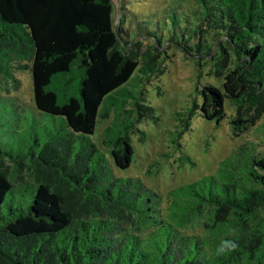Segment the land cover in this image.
I'll use <instances>...</instances> for the list:
<instances>
[{
	"label": "trees",
	"instance_id": "16d2710c",
	"mask_svg": "<svg viewBox=\"0 0 264 264\" xmlns=\"http://www.w3.org/2000/svg\"><path fill=\"white\" fill-rule=\"evenodd\" d=\"M138 1L0 0V50L30 69L35 108L55 119L39 146L0 143V264H264L255 142L168 190L165 209L141 177L114 169L129 167L131 134L142 139L138 124L155 119L146 84L171 49L194 65L197 84L211 78L196 85L200 103L176 113L174 148L197 109L219 124L232 107V136L259 119L264 127V0H150L161 6L149 12ZM108 117L104 152L90 135ZM223 240L237 248L218 254Z\"/></svg>",
	"mask_w": 264,
	"mask_h": 264
},
{
	"label": "rangeland",
	"instance_id": "374dc122",
	"mask_svg": "<svg viewBox=\"0 0 264 264\" xmlns=\"http://www.w3.org/2000/svg\"><path fill=\"white\" fill-rule=\"evenodd\" d=\"M149 1L139 0L137 3L146 12L151 11L153 5L161 6L160 3L153 4ZM144 4H148L149 10L143 9L146 7ZM8 58L9 55L1 49L2 70L11 71L17 83L12 80L7 83L4 75H0V143L6 141L7 144L15 143L23 148L37 142L39 146L51 137L48 133L55 125V119L35 108L30 69H17L13 59L9 61ZM165 61L163 73L146 84V100L154 107L155 119L143 120L138 124L145 132V135H141L142 139L139 132L131 134L133 155L129 167H114L117 174L141 177L162 196L164 209L168 190L213 173L219 160L236 145L250 140L255 142L256 151L264 154V127H260L262 120L259 119L257 127H253L248 133L232 136L229 115L233 113V109L229 105H225L227 117L219 124L205 119L197 109L190 117L189 129L178 136L181 148H174L170 138L175 130L181 128L176 113L188 110L192 100L200 103V95L195 91L196 85L200 88V83L211 78L203 73L197 84L194 65L177 49L169 50ZM110 119L111 117L98 118L94 133L90 135L93 143L104 152L108 150L102 144V131ZM56 123L59 124L57 120ZM34 138L37 141L34 142ZM181 151L190 156L194 165L186 160L181 162ZM165 152L172 155L164 157L162 154ZM109 158L111 159L110 156ZM155 160L159 163L151 165ZM201 230L197 226L189 233H200Z\"/></svg>",
	"mask_w": 264,
	"mask_h": 264
},
{
	"label": "clouds",
	"instance_id": "9594fccd",
	"mask_svg": "<svg viewBox=\"0 0 264 264\" xmlns=\"http://www.w3.org/2000/svg\"><path fill=\"white\" fill-rule=\"evenodd\" d=\"M237 248V244L231 240H223L218 247V254H222L226 251H233Z\"/></svg>",
	"mask_w": 264,
	"mask_h": 264
}]
</instances>
